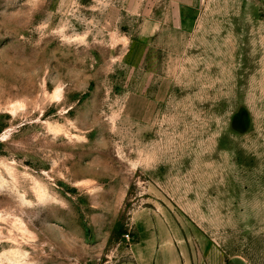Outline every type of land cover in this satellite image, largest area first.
<instances>
[{"label":"rangeland","instance_id":"374dc122","mask_svg":"<svg viewBox=\"0 0 264 264\" xmlns=\"http://www.w3.org/2000/svg\"><path fill=\"white\" fill-rule=\"evenodd\" d=\"M264 264V0H0V264Z\"/></svg>","mask_w":264,"mask_h":264},{"label":"crops","instance_id":"0c3cea01","mask_svg":"<svg viewBox=\"0 0 264 264\" xmlns=\"http://www.w3.org/2000/svg\"><path fill=\"white\" fill-rule=\"evenodd\" d=\"M134 264H193L191 257L186 255L183 247L171 239L155 246L153 254L140 258Z\"/></svg>","mask_w":264,"mask_h":264}]
</instances>
